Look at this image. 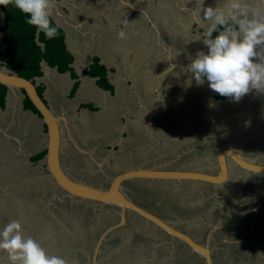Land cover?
<instances>
[{
    "label": "crops",
    "instance_id": "crops-1",
    "mask_svg": "<svg viewBox=\"0 0 264 264\" xmlns=\"http://www.w3.org/2000/svg\"><path fill=\"white\" fill-rule=\"evenodd\" d=\"M53 2L55 7L50 19L65 34L67 49L74 55L73 67L78 77L72 80L69 73L59 74L55 69L42 67V76L36 79L35 85L42 87L43 100L56 115H65L61 109L67 99L63 94L64 86L70 85L68 92V97H70L69 94L75 81L78 83V88L72 102L66 104L68 114H72V119L68 118L70 121L76 119L83 122L85 126L88 125L84 119L86 111L83 110L81 113L78 109L79 105L94 104L100 109L99 113H104L109 106L111 107L112 102L107 98L106 92L98 89L97 78L84 75L80 71L87 69L94 58L105 67L107 82L120 93L125 89L122 95L125 102L121 111L127 115L124 118V127L125 131L130 134L129 140L135 138L139 129L146 137V141L147 134L152 138L149 143L150 147H148L149 152L150 149L155 150L158 147L160 158L169 155L179 158L188 152H194L191 155L193 158L186 162L187 169H185V164L175 168L183 170L199 168L200 160H202L200 152L204 148L200 141L209 139L204 135L199 138L200 134L196 131L197 121L194 115H191L193 113L187 112L189 101L194 98L197 91L201 92L199 95L202 96L199 100L204 101L201 111L203 114L199 113L202 123H207L209 120L214 122L213 124L221 123L220 126L217 125V132L222 137H228V132L225 130L229 128L235 131L233 139L223 142L221 149L229 147L228 143L246 148L249 145L258 147L257 140L259 139L264 142V93H257L253 90L239 102H232L227 97L215 102L211 97L213 94L218 96L219 94L210 90L207 82L204 85H197L194 80H190L191 74L186 69L197 52H207L203 41L198 40L208 26V23L203 20L202 8L220 6L223 0H121L122 3L120 0H53ZM120 8L123 15L119 21L122 26L119 30L126 34L122 39L114 31L117 24L115 12ZM130 12H142L145 16L142 20H146V23H141L138 29L132 27L130 22L125 21L126 18L131 17V21L141 19L137 15H131ZM102 20H106L110 31L99 27L101 24L97 25ZM216 34L214 33L213 36ZM83 37H87L88 41L86 39L85 43L82 40L77 41ZM0 63H3V60ZM173 64L175 68L172 71L167 69ZM167 78L165 92L160 93L162 81ZM147 92L151 94L153 101V105L149 107L152 108L151 111L148 108L149 104L145 102L144 95ZM107 104L111 105L107 107ZM136 112V117L132 118V114ZM151 113L154 115L158 113L161 117H166L167 114L168 124L161 120L146 121L145 114H149L152 120ZM74 115L77 116L73 117ZM132 122L139 123L140 128L137 125L133 131L127 128L128 123ZM156 123L157 126L154 125ZM44 135L43 122L31 110L23 107V96L20 91L7 90L5 106L0 109V165L7 164V169L0 175V200L7 195H13L26 198L25 201L30 202V194L39 186L30 183L32 177L48 184V180H45V175H43L45 173L43 159L33 162V157L45 150ZM71 136L64 138L62 146H65L66 150L71 146ZM163 141H168V144L164 146L160 143ZM127 149H130V146H127ZM261 149L264 151V146ZM145 151L144 148L136 150V153H140L136 161L142 158L144 163H153L156 166L157 161L144 156ZM125 155H128L126 151L123 156ZM98 158H104V152H101V149ZM33 169L39 171L37 175L32 174ZM5 203L0 201V229L11 220L21 221V216L17 213L15 215L5 213L8 208ZM72 205L75 203H72L70 199L65 203H59V206L64 209ZM75 219L80 222L83 218L80 219L79 215L77 217L75 215ZM21 224L24 228L23 220ZM97 225L98 222L95 226L92 224L89 231L95 232ZM93 239L95 243L97 237ZM79 242L80 237L75 240L70 250L66 249L73 253H69L65 259L68 263L90 264L92 246L87 247L90 241L88 240L82 247ZM59 245L62 248L60 241ZM41 246L47 253L52 252L45 244ZM109 249L101 248V255L103 253L111 255L112 251ZM154 256L151 259H154ZM5 257H7L6 254L0 252V262L7 260L6 264H9ZM144 261V258L139 259L140 264ZM186 261L190 259L185 258ZM216 263L220 264V260ZM160 264L164 262L160 261Z\"/></svg>",
    "mask_w": 264,
    "mask_h": 264
},
{
    "label": "flooded vegetation",
    "instance_id": "flooded-vegetation-1",
    "mask_svg": "<svg viewBox=\"0 0 264 264\" xmlns=\"http://www.w3.org/2000/svg\"><path fill=\"white\" fill-rule=\"evenodd\" d=\"M123 2V1H122ZM120 0V3H122ZM122 5V4H121ZM75 10V9H74ZM77 10V8H76ZM117 11L115 12V18L117 20V24L115 26V34L118 35V33L120 32V19H122V11L121 8L120 9H116ZM121 13V14H120ZM131 15H137L139 17V19L141 20H135L133 19V21H131V17L126 18L125 21L127 20L128 22H130L132 24V27L135 28H139V26L141 25V23H146V20H142L143 18H145V16L142 14V12H130ZM145 14V13H144ZM99 21V20H98ZM101 24V25H99ZM148 24V22H147ZM99 27H104L107 31H110L111 29L108 26V23L106 22V20H102L101 22H98ZM149 25L151 26V24L149 23ZM151 29H153V27H150ZM104 35V33H103ZM130 36H132L133 34H129ZM90 37V36H88ZM2 39V38H1ZM1 39H0V43H1ZM85 39L88 41L87 37H83L80 38L79 40H82V42H86ZM48 67V66H47ZM42 68V67H41ZM40 78V77H36L33 79V84H36V79ZM171 79V78H170ZM166 81H168L167 79H164L162 81V88H166ZM36 88H40L39 86H36ZM37 91V89H36ZM43 92V91H42ZM21 94V93H20ZM43 94V93H42ZM120 92L115 90V87H113L112 91H107L106 90V96L107 98H109L112 102L111 104H107V107L109 105H111V107L109 106L106 109L107 111H110L112 108V106L117 102L118 98L121 97L123 98L122 94L120 96ZM22 95V94H21ZM145 102H147L148 108L153 105V101L152 98L150 97L151 94L149 92H147L145 95ZM41 98L42 95L40 96ZM74 97V96H72ZM202 96L200 95H195L194 98L192 100L189 101V107H188V113L191 115H194V119L197 121V129L196 131L200 134L199 138H201V136H207L209 137V139H206L204 141H200V139H198V141H200V143L203 144V147L201 149V154L202 155V160H200V166L199 168H195V169H191L190 171H198V172H203V173H207V174H212V175H216L220 172V168L218 167V159H219V154L222 150L221 149V145L224 142H228V140L233 139V137L235 136V131L231 128L225 130L226 132H228V137L227 136H220V133H218L217 131V125L220 126L221 123L217 122V124H213L214 122H210V120L207 123H202V121L200 120L201 116L199 115V113L203 114L202 111V107H203V102L202 100H199ZM204 98H208V97H204ZM71 97H68L66 99V104L67 103H71L72 100ZM124 99V98H123ZM211 99L215 102L217 101H221L223 100V97H221L220 95H216L213 94ZM85 105H89V104H83V105H79V110H85L87 113H89L91 115V132L88 135L87 132L85 131V129L80 126L79 129H81L82 131V135L79 133H77L73 127H72V122L69 119V124L68 126L70 127V134H69V128L65 129L63 124L60 123L61 126V141H60V162L63 166L64 171L67 173V175L74 179V180H78L84 184H88L91 186H95L98 188H102L105 189L107 187V185L110 183L111 179H113L114 177H116L118 174L122 173V172H126L127 170H131V169H135L137 167H142V168H151L153 167V163H144L143 159L140 158L138 161H136V159L138 157H140V153L137 152L136 150L133 149L132 147H130V149H127L128 146V142L131 141V143H137L139 142V144H143L144 141H146V137L139 131V129L136 132V136L135 138H132L129 140V136L130 134H128L126 131H122V129H120L119 126H108L105 128V125L108 122L111 121H116V120H112L110 117H105V115L103 117H100L99 119V108L94 105V104H90L93 109H89L86 108ZM134 105V103H133ZM149 110L151 111L152 108H149ZM135 112V110H134ZM137 114V112L135 113V115ZM152 117H156L159 119V121L161 120L162 122H165L168 124V118H167V114L166 117H161L158 115V113L156 115H154L153 113ZM66 115V114H65ZM69 115V114H68ZM146 117H150L149 114H145ZM67 118H69L66 115ZM214 115H213V120H214ZM152 118V119H153ZM151 119V117H150ZM145 121V120H144ZM153 121V120H150ZM122 122V126L124 127L125 121L124 119L121 121ZM127 124V123H126ZM120 125V126H121ZM136 125L140 128L141 125H139V123L135 124L134 122L132 123H128V127L130 128L131 131L134 130V128H136ZM157 126V123L154 124ZM201 126L203 128H201ZM96 127V128H94ZM105 128V129H104ZM65 132V136L63 137V134ZM115 132V133H112ZM224 134V133H222ZM72 135V136H71ZM91 135V136H90ZM66 136H71L70 137V143L71 146H69L66 150L65 146L63 147L62 144H64V138ZM85 136H87V138L89 139V141L85 138ZM95 137L98 138L99 140H97L98 142H100V147L98 148L99 150H96L94 146H90V144L93 143V138ZM147 137H149V135L147 134ZM118 142L120 141L121 144L119 145V154L118 156L113 155L112 153L117 152V147L115 148L112 142ZM86 142V143H85ZM161 144H163L164 146H166L168 144V141H163L160 142ZM229 147L225 148H231L235 151H239L240 154L249 157V158H254L257 157V159L261 162H264V151L261 149L264 146V142L257 140V146H252L249 145L245 148V146H235L234 143H232V145L230 143H228ZM220 148V149H219ZM104 152V158L100 159L98 158L99 156V152ZM195 147L192 149L194 151ZM261 149L263 152H261ZM45 151V150H44ZM126 151V153L128 155L123 156L124 152ZM159 149L158 147L155 148V150L153 151V153L151 154L148 151H145L144 156H148L150 157V160L155 159L156 162V166L161 165L163 169H167V170H171V168L175 169V167H182V166H174L178 163H180L179 165H183L185 164L187 169V161H190V158H193L191 155H193V153L188 152L187 154L180 156L179 158H177V156H172L169 155L167 157L164 158H160L159 157ZM46 152H44L45 154ZM67 155V156H66ZM249 155V156H248ZM208 156V157H207ZM70 157V158H68ZM68 158V160H67ZM44 159V158H43ZM93 160V161H92ZM79 162L81 163V165H83L84 169L81 172L80 170V174L81 176L79 177H74L70 175V169H74L75 167V162ZM170 161H173L171 164H169ZM89 162L93 164V162L95 163V167L98 168V172H95V170L89 168ZM160 162V163H159ZM227 163L230 165L229 167V179L224 183V185L222 187L219 186H214V185H210L204 182H198L194 187L190 186L193 183L190 181H183L181 183H178V181L172 180V181H167L164 182L162 180H128L125 181L123 183V187L125 190V193L127 194V196L130 198V200L137 206L143 208L144 210L152 213L153 215L159 217L160 219H162L163 221L169 222L170 226H172L173 228L187 234L188 236H190L193 240H195L197 243L200 244H204L205 241L207 240V235L208 232L213 228V226H216L215 228H213V232L210 236L209 239V244L212 248V258L214 261V264H217L216 261L220 260V264H224V253H229V248L227 250H224L222 248L217 247V245H228L229 247H231V244L236 245V241H231L228 240L232 237V233H234V235H236L235 233L239 231V228H243L244 224L240 223L238 225L237 222L238 219H243L242 216H244V214L241 212H237V206L232 202L229 201L231 198V192L232 190L235 189V193L237 191V184H238V178H241L242 180H247L248 176L250 175H259L261 177V181L264 182V174H258V173H250V172H244L240 167H238L237 165H235L231 160H228ZM173 164V166H171ZM44 168L43 171H45V173L43 175H45V180H48V184L50 185V187L52 188L51 190L55 193H57L58 195H62L63 192L58 190L55 186L50 184V179L47 177L48 175V171L45 168V164L43 162ZM114 165L117 167L116 169L122 168L123 170L118 172V170H116L114 168ZM126 165V167H124ZM93 166V168H94ZM155 166V165H154ZM113 167V169L111 168ZM91 169V170H90ZM111 170H114L115 172L113 174H111ZM86 178V179H85ZM96 179L100 180L102 184L100 183H96V184H90L87 181L93 180L96 182ZM85 179V180H84ZM87 180V181H86ZM108 181L107 183L105 181ZM244 181V182H245ZM185 183V184H184ZM185 185V186H184ZM240 185L243 186V188H245V185H242V182H240ZM49 188V187H48ZM192 191H194V193L196 195H194L193 197H199V199L201 200V203L203 205H212L213 208L215 209H220L221 213V217L219 218L218 222H215L214 225H208V230L205 233V231L203 232V234L200 235H196L194 234L190 229L187 228V226H190L191 220L188 219V207L192 206L194 203L191 200L190 202H188V204L186 203L187 201H181L179 200V196L185 194V193H191ZM138 197L141 198V200H143V202L141 201H135L134 198ZM190 199H193V197L189 196ZM57 199V198H56ZM67 199V198H66ZM66 199H64L63 202L66 201ZM69 199V198H68ZM76 200V199H75ZM57 201V200H56ZM78 201V200H76ZM85 202H89V201H85ZM79 202H76L75 205H72L70 208H73V210H70L71 213L73 215H85L86 213L88 214V210L84 208L85 205H90V204H85L83 207H80L79 205H77ZM254 205H246V214H250L251 212H253L254 215L257 214V212L255 210H257L256 208V204L255 202H253ZM200 204V203H199ZM92 205V211L96 212L98 211L100 220L98 222V225L100 224L101 220L103 219V217H109L111 216L112 213H115L116 215L119 216L118 212L120 211L119 208L117 207H111L109 205H104L101 206L98 203H94L91 202ZM258 205V204H257ZM261 205V204H260ZM233 206V207H232ZM66 207V206H65ZM259 207V205H258ZM63 208V207H62ZM64 209V208H63ZM83 210H85L84 212H82ZM261 210V209H260ZM90 211V210H89ZM90 211V212H92ZM217 210H214V212H216ZM222 211L224 213H222ZM192 212V211H190ZM97 214V213H96ZM263 216H264V211H263ZM262 216V215H261ZM126 224L122 227L117 228L115 231H113L108 237L107 239L102 243L101 248H110L109 250L112 251V253H121L123 252H131L132 249H134L135 247L138 248L140 247L141 250L143 248H147L148 251H150V253L148 254V259H151L153 255H157L158 253H166V256H170V257H175V256H180V253L182 254L183 259L185 258H189L190 260L192 259V264H195L194 261H197L196 264H201L203 262L204 264V260L203 258L199 257L197 254H194L191 252V250L180 240L176 239V238H172L171 236H169L167 233H165L164 231L160 230L159 228H156L154 225H152L151 223H147L144 219H142L141 217L135 215L132 212H127L126 214ZM119 221L116 220L115 222H112L111 220L108 222L109 226L117 223ZM96 220L94 218V222L96 224ZM94 224V226H95ZM97 225V226H98ZM89 227L91 225H88ZM127 226L129 227H133L135 229V232L133 234V238H132V242L130 243V246L125 250V246L127 244H125V240H123V238L120 236L113 238L114 233L120 231L123 228H126ZM107 227V228H108ZM82 228L83 225H82ZM106 229V228H105ZM103 229L101 231L100 234H98L96 242L98 241L100 235L103 233V231L105 230ZM205 233V234H204ZM214 238L219 239L220 241H223L220 244H217L216 247H213V243H214ZM85 239V237L83 238ZM139 240V244H136V240ZM86 243H87V239H85ZM109 241H112L109 243ZM94 243L93 247L91 248V263L92 264V255H93V249L95 247ZM243 245H239L238 247H246L244 245L243 242H239ZM110 246V247H108ZM119 247H121L120 249H118ZM139 249V248H138ZM141 250H134L136 254L139 253H143ZM141 251V252H140ZM102 253V250H101ZM101 253H99L98 255H101ZM175 253V254H174ZM215 253V255H214ZM171 254H173L171 256ZM235 254V259H236V253ZM139 259H141L140 256H137ZM169 257V258H170ZM198 258V260H196ZM98 259V257H97ZM155 261L156 262V258L154 257V259H151L150 261ZM177 264H182L180 259H177Z\"/></svg>",
    "mask_w": 264,
    "mask_h": 264
},
{
    "label": "rangeland",
    "instance_id": "rangeland-1",
    "mask_svg": "<svg viewBox=\"0 0 264 264\" xmlns=\"http://www.w3.org/2000/svg\"><path fill=\"white\" fill-rule=\"evenodd\" d=\"M2 16L3 15L0 11V25L3 24ZM77 41H80V40L78 39ZM1 48L2 46L0 44V49ZM0 61H2L1 58H0ZM78 69L80 70L81 68H78ZM148 83L152 85L151 82H148ZM106 84H107L106 86H109L108 83ZM64 87L65 88L63 90V94L65 95L66 98H68V92L70 89V85L67 87L65 85ZM40 89H42V87H40ZM162 90L163 92H160V93L165 92L164 88H162L160 91ZM124 91L125 89H123V92L121 93L122 95H124ZM200 93L201 92L197 91L196 95H199ZM124 102H125V99L119 97L117 102L112 106L110 111L99 113V119L100 117H103L105 115V117H110L112 120L113 119L116 120V121L108 122V125L106 123L105 128L108 126L115 125V126H119L120 129H122V131H125V127L121 125L122 124L121 121L125 118V116H127L125 113L121 111L123 110ZM61 109L69 118L72 119V114L68 115L66 104H64V106ZM168 111H170V109H168ZM80 112L82 113L83 110H81ZM85 113L86 114L84 116V119L86 120V123H88L87 126L82 124L83 122H79V120H76V119L72 120L73 129L78 134L80 133L81 135H82V131L81 129H79L80 126H82L85 129L88 135L90 134V132L88 133V131H91V127H89L91 125V115L87 112ZM76 116L74 115L73 117H76ZM131 117L135 118L136 115L133 113ZM145 120L150 121V117L149 118L145 117ZM152 120L158 121L159 119L154 117ZM34 132L35 131H33V133ZM112 133H115V132H112ZM64 136H65V132L63 134V137ZM85 138L89 141L87 136H85ZM150 139H152L150 136L147 137V141H144L143 144H139V142L132 144L131 141H129L128 146L132 147L135 150H141L142 148H144L146 151L149 152L148 147H150L149 145ZM97 140L99 139L98 138L95 139L94 137L93 140L91 141H93L92 146H94L96 150H99L98 148L100 147V142H98ZM112 143L113 145L115 144L114 145L115 148L116 147L118 148L117 152L115 153L113 152L112 154L118 156L119 145L121 144V142L114 141ZM153 151H154L153 149H150L151 154L153 153ZM93 164L95 165L94 162ZM93 164L89 162V168L95 170V172H98V168H96ZM179 164L180 163L174 166H180ZM171 166H173V164ZM111 168L113 169V167ZM114 168L116 169L117 167L114 165ZM6 169H7V164H1L0 165V175H2V172ZM69 169H70L69 172L71 176L79 177L81 176L79 172L80 171L82 172L84 167L83 165H81V163L76 161L74 169H71V168ZM116 170L120 172L123 169L119 168ZM38 172L39 171L37 169L32 170L33 175L34 174L37 175ZM112 172L114 173L115 171L111 170L110 173L113 174ZM33 178L34 177L30 178V180L32 179L30 183H32V185H39V186H37L38 188H36V190L32 191V193L30 194V198H29L30 202H26L25 201L26 198L24 199L23 197L13 196V195H7L0 201L7 203L8 208H6L5 210L6 214L14 213L15 215V213H17L18 216H21V221L23 220L25 222L23 229H24V234L26 236L33 237L41 245L45 244L48 247V249L52 251L51 253H48L49 255H57L65 259L69 253H73L67 250H70V247L73 244H75L74 243L75 240H78L80 237V242H79L80 247H82L83 244L86 243L85 239H83L85 235L82 230L81 221L79 222L77 219H75V215L71 213L70 208L63 209L61 206H59V203H62L63 200L60 201L56 199L55 192H53L51 189L48 188V184H46L45 182L37 181L36 178L34 179ZM95 180L96 182L93 180H90V181L86 180V181L89 182L90 184H96L97 182L102 184L100 180L96 178ZM237 180H238L237 191L235 193V189L232 190V192L230 193L231 199L229 201H232L237 206V212H241V214L242 213L244 214V216H242L243 219L242 218L238 219L239 221L237 222L238 225L240 223H243V224L245 223V224L243 225L244 226L243 228H239V231L235 233L236 235L232 233V237L228 240H231V241L233 240L236 242H243L244 244H246L244 245L246 247H243V246L238 247L239 245H243V244H238V243H236V245L231 244V247L225 244L217 245V244L222 243L223 241H220L219 239L215 240V238H214L213 247H216L217 245L218 249L222 248L224 250H227L229 248V253L223 254L224 264H264V216L262 214L264 211V182L261 181V177L259 175H250L248 176L246 181L242 180L241 178H238ZM105 182L107 183L108 181L106 180ZM240 182H242V185H245V188L242 189L243 186L240 185ZM194 195H196L194 191H192L191 193H185L179 196V200H181L182 202L187 201L186 202L187 204L191 200L193 201L194 204L188 207V210H189L188 219L191 220L192 224L190 226H187V228L190 229L194 234L200 235V234H203L204 231L205 233L207 232L208 225H214L215 222L219 221V218L221 217L220 215L221 211L220 209H216V208L214 209L212 205H203L199 197L197 198L193 197ZM189 196L193 197V199H190ZM59 197H61L60 194H59ZM70 200L72 203L82 202V201H76L75 199H70ZM134 200L137 202L138 201L143 202V200H141L140 197H138V199L134 198ZM253 202H255L256 204L257 210L255 211L257 212V214L254 215L253 212H251L250 214L248 213L246 214L245 206L252 205V204L254 205ZM38 203H41V205L39 206ZM257 204L259 205V207ZM91 207H92L91 204L84 206L85 209L87 208L90 209ZM214 210H217V211L214 212ZM84 211L85 210H83L82 212ZM224 212L222 211V213ZM91 214H92L91 215L92 219L87 222V225L95 224L93 223L94 218L97 222H99L100 220V218L98 217H99V214L101 213H98V211L96 212L92 211ZM111 221L115 222L116 218L111 219ZM134 232H135V229L133 227L127 226L126 228H123L120 231L115 232L113 238H116L121 235L123 240H125L126 242L125 244H127L124 248L126 250L130 246V243L132 242ZM59 241L60 243H62V248L59 245ZM139 243H140L139 240H136V244H139ZM138 248L135 247L134 249H132L131 252L122 251L121 253L123 254L121 255H119L118 253H115V256H114V253H111V255L110 253H103L102 255L98 256V260H99L98 264H137V263L139 264V261L136 262L135 260L136 256H140L141 258L145 259L143 264H160V261H163L164 264H177V259H180L182 264H192L193 262L192 260L185 262V259H183L181 253H180V256L177 255L175 257H172L171 259H169V256L168 257L166 256V253H158L156 256H154L156 258V262L155 261L153 262V260L150 261L151 259H148L147 257L148 254L150 253V251H148L147 248H143L142 250L140 247ZM136 249L141 250L143 253H139V254L134 253L135 252L134 250ZM104 250L107 251V249H104ZM234 253H236L237 255L236 259L238 261L235 259ZM5 258L7 259V257ZM6 263H7V260H2L0 262V264H6ZM68 264H74V263L70 262Z\"/></svg>",
    "mask_w": 264,
    "mask_h": 264
},
{
    "label": "clouds",
    "instance_id": "clouds-1",
    "mask_svg": "<svg viewBox=\"0 0 264 264\" xmlns=\"http://www.w3.org/2000/svg\"><path fill=\"white\" fill-rule=\"evenodd\" d=\"M9 5L29 17L26 22L37 29V44L41 32L49 40L56 37L58 26H52L50 19L53 0H0V7ZM202 14L208 26L198 40L203 41L207 52H197L186 68L190 80L197 85L207 82L210 90L232 102H239L253 90L264 93V0H223L220 6L202 8ZM125 35L118 33L121 39ZM173 68L174 64L167 69ZM0 252L6 254L9 264H68L26 236L21 222L15 219L0 229Z\"/></svg>",
    "mask_w": 264,
    "mask_h": 264
},
{
    "label": "water",
    "instance_id": "water-1",
    "mask_svg": "<svg viewBox=\"0 0 264 264\" xmlns=\"http://www.w3.org/2000/svg\"><path fill=\"white\" fill-rule=\"evenodd\" d=\"M2 35H0L1 39ZM4 48V47H3ZM5 61V60H4ZM41 66H46L45 62ZM33 80H27L19 77L14 72H10L5 67H0V84L6 86L8 90L19 89L25 92L26 97L31 104L37 109L41 116V121L45 125L44 146L45 157L43 162L48 171L47 177L50 179V184L62 191L61 197L55 193L57 200L66 198L76 199L78 201H89L98 203L101 206L109 205L120 209L119 221L108 228H106L100 235L95 244L92 255V264H98V254L101 253V245L107 237L117 228L126 224L127 212H132L135 215L144 219L147 223H151L156 228L167 233L172 238H176L183 242L192 253L197 254L203 258L204 264H214L212 258V248L209 244L210 236L213 228L208 232L207 240L204 244L197 243L187 234L170 226L169 222L163 221L159 217L135 205L125 193L123 183L128 180H175L178 182L191 181L193 185L198 182H204L210 185L222 187L229 179V167L227 163L231 160L235 165L240 167L244 172L264 174V162H261L257 157L249 158L238 151L231 148L224 149L219 154L218 167L220 172L216 175L207 174L198 171H187L180 169H163L161 165L153 166L151 168L137 167L135 169L127 170L118 174L111 179L110 183L105 189L84 184L78 180L70 178L64 171L60 162V141H61V126L63 124L67 129L69 128V119L66 115H56L51 108L44 102L37 91ZM241 244L239 242H236Z\"/></svg>",
    "mask_w": 264,
    "mask_h": 264
},
{
    "label": "trees",
    "instance_id": "trees-1",
    "mask_svg": "<svg viewBox=\"0 0 264 264\" xmlns=\"http://www.w3.org/2000/svg\"><path fill=\"white\" fill-rule=\"evenodd\" d=\"M0 11L3 15V24L0 25V34L2 35L1 44L4 48L0 51V58L3 60V63H0V67H5L10 72H14L19 77L25 78L27 80H33L36 77L42 76V66L41 63L45 64L52 69H55L59 74L69 73L72 80H76L78 77L74 71L73 62L74 55L71 54L67 49V44L65 42V34L58 27V32L56 37L53 39H47L44 34L41 32L39 36L40 43H36V32L37 29L29 24H27V17L25 14L16 9L13 5L8 7H0ZM52 26H56L51 19ZM5 60V61H4ZM83 74H87L90 77L97 78V86L101 89L112 91L113 86L107 82L105 77V67L99 64L98 59H94L91 65L83 70ZM108 83L109 86H106ZM104 84V86H103ZM103 87H102V86ZM78 88V83L75 81L73 83L70 97L74 96L76 89ZM39 96L42 95V89L36 88ZM8 88L0 84V109L5 106V98ZM20 93L23 96V107L25 109L31 110L39 118H41L37 109L31 104L29 99L26 97L25 92L20 90ZM86 108L93 109L89 105H85ZM44 125V130H45ZM44 150L37 153L33 157V162L41 160L44 157ZM39 181V180H38ZM47 182V181H46ZM49 189H52L49 186ZM49 195V193H48ZM69 199H66V202ZM85 204H91V202H79L77 205L83 207ZM40 206L41 203H38ZM37 205V206H38ZM64 207V205H63ZM88 214L79 215L85 239L90 242L87 244V247L94 245V239L101 233V231L108 227L109 221L113 218L116 220L119 219V216L115 213H112L109 217H103L100 224L96 226L95 232L89 231V226L87 222L90 221L92 208L88 209ZM90 210V211H89ZM78 215H76L77 217ZM83 216V217H82ZM83 237V238H84ZM112 241H109V243ZM90 245V246H89ZM91 254V253H90ZM119 254V253H118ZM123 253H120L121 255ZM115 256V253H114ZM233 257V256H232ZM136 262L139 261V258L135 257ZM231 260V258H230ZM237 260V259H236ZM238 261V260H237ZM236 261V262H237ZM154 262V261H153ZM195 264L197 261H194ZM138 264V263H137ZM140 264V263H139Z\"/></svg>",
    "mask_w": 264,
    "mask_h": 264
}]
</instances>
